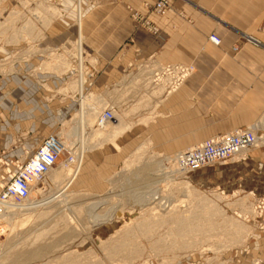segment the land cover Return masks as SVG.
Masks as SVG:
<instances>
[{"label": "rangeland", "instance_id": "1", "mask_svg": "<svg viewBox=\"0 0 264 264\" xmlns=\"http://www.w3.org/2000/svg\"><path fill=\"white\" fill-rule=\"evenodd\" d=\"M61 1L56 6L47 5L42 0H0V24L13 12L21 14L25 21L37 18L34 15L36 12L42 19L44 15L56 14V9L58 10V17L45 28L38 41L12 44V55L6 58L1 54L0 66L11 68L14 62L22 59L21 52L29 47H35L36 52L24 59H30L37 53L44 56L29 71L33 77L40 76L45 80L35 86V89L44 93L45 116L41 129L43 137H58L65 143L66 150L65 156L59 158L50 174L36 185L30 200L19 204L15 210L6 209L0 214L4 216V225L12 227L0 232V264H73L68 260L75 258L80 260L78 264H221L220 256L244 250L250 234L262 228V216L256 212L254 199L237 194L228 195L222 190L203 187L195 182L190 177L193 172H182L176 160L178 154L189 149L165 155L152 149L146 139L141 140L139 136L130 139L132 133L129 132L134 126L146 125L153 119L154 110L158 106L157 99L174 90L168 92L164 86L151 84L149 75L146 83L149 94L139 96L135 91L129 93L138 88L129 83L126 94L117 92L115 96H110L103 108H92L95 117L93 124H90L91 128L80 136L75 133L84 122L80 115L83 99L91 92L84 87L85 95L81 99L79 93L65 91L68 88L66 86L80 78L84 83L86 79L87 83L98 72L94 68L96 61L92 63L86 60L87 56L93 59L96 57L87 51L84 43L86 52L78 57L72 56L75 53L72 50L79 45L74 44L83 40L82 36L74 38L69 46H37L43 41L44 33L54 30L56 22L64 19L61 5L65 4V0ZM84 1V7L87 5L98 8L106 0ZM129 8H133L127 6L126 10L136 26L147 29L143 26L145 21L137 22L132 18ZM150 8L152 11L151 6ZM22 22L17 24L18 32L22 29ZM39 27L42 29L41 25ZM12 37L13 33L9 32L7 38L10 40ZM6 44L5 37L0 35V45ZM63 55L70 59L69 69L58 71L61 74L52 69H42L45 65L43 62L56 64L55 57L58 59ZM79 59L84 62L81 70L77 62ZM14 68L15 66L9 72L0 71L1 113L10 111L2 84L6 83V76L14 72ZM20 72L19 70L18 73ZM192 73L193 71L190 74ZM21 77L24 76L20 75L19 78ZM48 79L54 81L53 86L48 84ZM112 89L113 87L110 88ZM54 94L56 98L52 100ZM133 109L136 110L131 112ZM106 110L112 112L113 119L109 121L110 124L100 127L99 118ZM124 124L129 125V129ZM4 136L0 135V142L6 140L8 143L7 146L0 145V191L17 167L35 152L26 150L29 147L27 132H11L8 139ZM123 137H129V140L118 146V139L121 138L122 141ZM20 150L22 155L17 152ZM72 153L76 156L75 162L62 169L64 174L69 175L58 182L52 181V175L73 157ZM166 161L168 162L165 163ZM218 164L222 163L203 168ZM156 193L159 194V199L152 201L153 204L146 203ZM202 201L203 204L214 205L218 209L216 216L211 215L212 221L200 222L204 231L180 238L176 236L177 230L174 229V236L168 238L166 234L170 229L161 223V219L168 216L167 212L172 210L179 214L181 209L186 210ZM169 202L171 207L165 208ZM112 215L114 218L109 222L93 223L92 217ZM149 224L153 226L146 227ZM115 240L118 241L114 242ZM26 258H30L29 261H25ZM254 260L256 259L251 263Z\"/></svg>", "mask_w": 264, "mask_h": 264}, {"label": "crops", "instance_id": "2", "mask_svg": "<svg viewBox=\"0 0 264 264\" xmlns=\"http://www.w3.org/2000/svg\"><path fill=\"white\" fill-rule=\"evenodd\" d=\"M84 3V0H65L61 5L64 19L56 22L54 30L46 31L43 41L37 44L48 48L69 46L74 38L82 36L83 40L74 44L79 45L72 50L75 52L72 56L84 54L85 47L96 57H86L92 63L96 61V77L87 83L85 79L86 85L80 78L68 83L69 89L64 88L79 93L81 99L85 95L84 87L91 92L83 99L80 115L85 123L80 128H91L95 117L92 108H103L117 92L126 94L129 83L138 87L129 93L149 94L146 83L155 67L192 65L193 73L177 90L157 99L153 119L146 125L134 126L129 132L132 133L130 139L139 136L141 140L146 139L152 149L171 155L237 130H252L260 139L255 148L225 163L198 169L190 177L203 187L222 190L228 195L249 196L255 203L264 199V0H169L170 7L163 16L151 11L153 0H106L98 8L84 7ZM127 6L139 12L156 31L137 27ZM57 17L56 13L46 15L43 20L34 17L23 21L21 14L11 13L0 24V35L8 43L0 45V55L9 58L13 53L12 44L19 41H38L48 27L45 22L50 25ZM20 22L22 29L18 32ZM9 32L13 33L10 40ZM211 36L217 37L219 43L212 42ZM243 37L258 44L244 43ZM236 46L235 52L233 47ZM32 52H36L35 47L22 51V59L13 63L15 71L8 73L6 83L2 84L10 111L1 113L0 109V135L8 139L11 132H27L29 147L26 150L30 153L45 138L41 129L45 116L44 93L35 89L45 80L29 74L44 56L37 53L24 59ZM55 60L56 64L43 62L42 69L58 73L70 68L67 56L55 57ZM77 62L81 70L84 62L80 59ZM13 66L9 69L0 66V71L9 72ZM20 75L24 77L19 78ZM53 82L48 79L50 86ZM55 98L56 95H52V100ZM119 139L118 146L129 137ZM2 142L0 145L7 146L8 141ZM17 152L22 155V150ZM67 161L59 170L63 176L58 181L68 175L62 170L71 166L72 162ZM253 259L264 263L263 228L250 234L244 250L222 255L219 261L221 264H250Z\"/></svg>", "mask_w": 264, "mask_h": 264}, {"label": "built area", "instance_id": "3", "mask_svg": "<svg viewBox=\"0 0 264 264\" xmlns=\"http://www.w3.org/2000/svg\"><path fill=\"white\" fill-rule=\"evenodd\" d=\"M42 1L47 5L56 4V6L62 2L61 0ZM150 6L154 14L158 16L165 15L170 7L169 0H153V4ZM129 10L134 20L137 22L145 21L143 26H146L153 33L156 31L154 27L147 23L146 19L140 16L139 12L131 8ZM209 39L216 44L219 43L217 37L211 36ZM243 42L258 44L248 37H243ZM237 50L238 46L233 47V51L236 52ZM191 70V67L179 64H169L152 69L150 74L151 84L164 86L169 92L174 85L181 84ZM112 119V112L106 110L99 118V124ZM258 139L259 137L251 130H237L205 141L190 150L183 151L178 154L176 160L179 169L188 174L209 165L224 163L241 151L253 149L257 146ZM60 143V139L54 135L46 137L30 158L17 167L15 172L9 177L7 184L0 191V214L6 210L8 203L19 204L30 197V190L35 183L43 181L46 174L59 160L62 151ZM69 161H72V157ZM255 207L256 211L262 216L261 226L264 229V199H258ZM251 264L264 263L256 259Z\"/></svg>", "mask_w": 264, "mask_h": 264}, {"label": "bare ground", "instance_id": "4", "mask_svg": "<svg viewBox=\"0 0 264 264\" xmlns=\"http://www.w3.org/2000/svg\"><path fill=\"white\" fill-rule=\"evenodd\" d=\"M52 13H53V10L51 11ZM41 13V12H40ZM46 13V12H45ZM56 13L58 14V11H56ZM34 15H36V17L39 19V20H41L40 19V14H37V12L36 13H34ZM41 15H43V14H41ZM44 17H46L45 15H44ZM15 18V17H14ZM13 18V19H14ZM42 18V17H41ZM44 18H42V20H43ZM48 19V18H47ZM49 20V19H48ZM50 21V20H49ZM30 22H31V20H30ZM27 23V22H26ZM34 23V22H33ZM47 25H49L48 24V22H45ZM42 24H44V23H42ZM27 25V24H26ZM7 26V25H6ZM27 27V26H26ZM28 27H32V25H29ZM5 29V28H4ZM32 29V28H31ZM37 29H39V27L37 28ZM24 32V31H23ZM24 33H27V32H24ZM28 34V33H27ZM37 34V33H36ZM29 35V34H28ZM28 37V36H27ZM30 40V39H29ZM38 40V39H37ZM31 41V40H30ZM20 42V41H19ZM162 66H164V65H161V66H159V67H162ZM184 66H188V67H191L192 68V70H191V72L193 71V66L192 65H184ZM158 66L157 67H155L154 69H156V68H159ZM152 71V70H151ZM188 72V71H187ZM191 72H189V74L186 76V78H184L183 80H182V82H181V84H178V85H174L173 86V88L171 89V90H175V89H177L179 86H181L182 85V83L189 77V75H191L190 73ZM157 86H161V85H157ZM69 89V88H68ZM171 90H170V92H171ZM166 91H168L167 89H166ZM94 97V96H93ZM97 98V97H96ZM99 100H100V98H98ZM93 100V99H92ZM96 100V99H95ZM98 102V101H97ZM100 102V101H99ZM102 102V101H101ZM93 103V102H92ZM105 105V104H104ZM99 106V105H98ZM133 111V110H132ZM100 112V111H99ZM89 113V112H88ZM88 115V114H87ZM86 116V115H85ZM88 116H90V115H88ZM87 116V117H88ZM92 116V115H91ZM90 116V117H91ZM94 119V118H93ZM92 122V121H91ZM111 122V121H110ZM110 122L109 121H107V122H103V123H101L100 124V127H104V126H106V125H108V123L110 124ZM81 125V124H80ZM115 125V124H114ZM85 129H86V126H83V128H79V129H77L76 131H75V133H77L78 134V136H80L82 133H84L85 132ZM112 129V128H111ZM110 129V130H111ZM114 129V128H113ZM107 131H109V128L107 127ZM116 131V130H115ZM252 131V130H251ZM117 132V131H116ZM72 134V133H71ZM107 134H110V133H107ZM106 134V135H107ZM256 134V133H255ZM96 135H99V134H96ZM111 136H113L112 134H110ZM257 135V134H256ZM68 136V135H67ZM69 136H71L70 134H69ZM77 136V137H78ZM92 136V135H91ZM101 136L103 137V135L101 134ZM258 136V135H257ZM90 137V136H89ZM108 137V136H107ZM215 139V138H214ZM259 141H260V139H258V141H257V145H258V143H259ZM60 144H61V149H62V151H61V154H60V159L63 157V156H65V152H66V150H64L65 148H64V145H65V143L63 144L62 143V141L60 140ZM67 144V143H66ZM190 150V149H189ZM249 151V150H248ZM69 152H70V150H69ZM244 152H246V151H241V152H239V153H237L235 156H237V155H240L241 153H244ZM73 154V157H72V161H70V162H72V163H74L75 162V160H76V156H75V154L74 153H72ZM139 158H140V156H139ZM170 161V160H169ZM168 161H166L165 163H167ZM171 163H173V162H171ZM67 164V163H66ZM169 167H170V165H169ZM53 170V168L46 174V176H48L49 174H50V172ZM60 170V169H59ZM165 170V169H164ZM69 172V171H68ZM67 172V173H68ZM66 174V173H65ZM69 175V174H68ZM45 176V177H46ZM63 176V174L61 173V172H59V171H57V172H55L53 175H52V177H53V180L55 181V180H57L58 181V179H60L61 177ZM172 178V177H171ZM170 178V179H171ZM174 178V177H173ZM169 179V178H168ZM52 180V181H53ZM172 182V181H171ZM40 183V182H39ZM38 183H35V185H34V187L30 190V197L27 199V200H30L31 199V194H32V192H33V190L35 189V187H36V185H37ZM187 188V187H186ZM158 196H159V194L158 193H156V194H153V195H151L150 196V198L146 201V203H151L152 201H154L155 202V200H157V199H159L158 198ZM27 200H25V201H23L22 203H25ZM201 200V199H200ZM159 201V200H158ZM199 201V200H198ZM167 202H168V200H167ZM173 202V201H172ZM205 202V201H204ZM22 203H19V204H22ZM139 203V202H138ZM195 203V202H194ZM19 204H16V203H8L7 205H6V209L7 210H15V209H17V207H18V205ZM151 204H153V203H151ZM160 204V203H159ZM165 204H166V202H165ZM197 205H191L192 207H189L188 209L186 208V210L185 209H181L180 207V212H179V214L177 213V214H175L176 212L175 211H172V210H169L168 212H167V215L168 216H165L163 219H161V223L163 224V226H166L167 227V229H170V231H169V233H167L166 235H167V237L169 238V237H172V236H174V229H176L177 231V233H176V236L177 237H180V238H185V237H188L189 235H191L192 233H196V232H201V231H204V229H202V227H201V225H200V222L201 221H206V222H209V221H212V217H211V215H215L216 216V214H217V212H218V209L216 208V207H214V205L213 206H211V205H207V204H203V201L202 202H200V203H196ZM149 205V204H148ZM92 206H95V205H92ZM98 206V205H97ZM137 206H138V204H137ZM162 206V205H161ZM164 206V205H163ZM162 206V207H163ZM165 208H170L171 207V203L169 202V203H167V205L166 206H164ZM140 208H141V206H140ZM140 208H138V209H140ZM6 211V210H5ZM172 211V212H171ZM257 213H259L258 211H256ZM201 213H202V216H200L201 215ZM18 215V214H17ZM4 216H1L0 215V232L1 231H3V230H7V229H11L12 227L11 226H5L4 225V220L2 219ZM93 218V223L94 224H103V223H106V222H109V221H111L113 218H114V216L112 215V216H108V217H106V216H97V217H92ZM158 222H160V221H158ZM153 226V224H149V225H147L146 227H148V228H151ZM116 241H118V240H115L114 242H116ZM113 242V241H112ZM111 242V243H112ZM106 245L107 246H109V244L108 243H106ZM27 259H28V261H29V259L30 258H26V260L25 261H27ZM68 260V259H67ZM78 261H80L78 258H75L74 260H68V262H70V263H73V264H78L79 262Z\"/></svg>", "mask_w": 264, "mask_h": 264}]
</instances>
